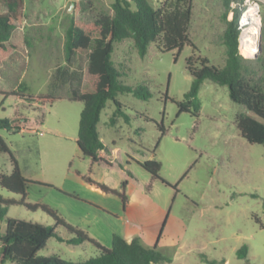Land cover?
I'll use <instances>...</instances> for the list:
<instances>
[{
    "label": "rangeland",
    "instance_id": "374dc122",
    "mask_svg": "<svg viewBox=\"0 0 264 264\" xmlns=\"http://www.w3.org/2000/svg\"><path fill=\"white\" fill-rule=\"evenodd\" d=\"M25 2V18L48 21L44 36L52 50L43 53L31 44L20 83L30 95L61 100L42 104L0 96V119L13 121V129L0 130V136L32 182L24 199L3 188L0 196L13 203L7 218L53 227L62 239H49L38 256L84 262L100 254L98 245L110 248L113 236H119L128 242L138 239L149 249L156 246L170 260L162 264H207L203 258L216 264H264V146L250 144L239 134L235 117L245 107L231 101L226 86L211 80L200 87L198 117L178 114L176 105L185 100L192 83L188 57L225 65L226 21L236 11L240 16L245 0L193 1L188 36L196 50L187 45L179 54L160 52L151 44L141 58L133 39L115 44L112 62L120 81L146 87L150 98L118 94L129 121L117 118L113 125L116 107L106 103L97 126L104 145L97 163L83 157L76 143L84 104L68 99L78 90L86 60L78 57L68 63L64 44L76 5L79 17L91 22L99 14L112 15L114 0ZM148 2L156 9L164 0ZM227 4L230 11L224 17ZM258 4V54L238 52L245 79L264 92V0ZM149 160L161 164L160 180L140 166ZM11 171L9 155L1 154L0 173ZM5 229L0 221V233ZM70 229L87 240L68 243L76 237ZM243 246L247 254L241 258L237 251Z\"/></svg>",
    "mask_w": 264,
    "mask_h": 264
},
{
    "label": "trees",
    "instance_id": "16d2710c",
    "mask_svg": "<svg viewBox=\"0 0 264 264\" xmlns=\"http://www.w3.org/2000/svg\"><path fill=\"white\" fill-rule=\"evenodd\" d=\"M194 0H164L158 8H153L148 0H114L112 15L99 14L95 20L87 22L79 17L76 5L65 36L66 61L82 57L86 60L84 76L79 92L72 91L68 98L72 102H81L84 108L80 114L77 146L83 157L91 163L101 161L99 153L104 145L99 137L97 126L100 115L108 101L113 102L116 109L110 118L113 125L117 118L129 121L118 102V94H132L140 99L150 98L149 90L144 86L131 87L120 81L121 74L112 62L114 46L117 42L133 39L138 55L144 58L151 44H155L160 52L177 51L179 54L184 46L195 45L188 36L193 16ZM24 0H0V83L8 86L5 90L0 84V96H15L29 103L52 104L61 98L49 95L33 96L27 93V87L20 83L26 69L28 41L22 31L25 19ZM230 11L229 5L224 17ZM236 11L223 35L226 61L223 67L211 65L208 58L186 60V69L192 76L189 91L183 102L176 103L178 114L186 112L198 117L201 109L198 94L202 83L211 80L213 83L226 86L232 102L247 110V114H237L236 127L240 136L250 144L264 146V92L260 86L247 81L243 75V59L238 52V21ZM13 121L0 119V130L11 131ZM165 134V130H161ZM8 154L12 164L9 175L0 173V188L10 193L26 197V191L32 182L21 173L16 159L9 151L0 136V155ZM154 180H160L161 164L155 160L140 163ZM105 189V188H103ZM107 190V189H105ZM125 204L126 198L122 197ZM12 202L0 196V221H5L6 229L0 233V264H162L170 260L161 256L156 246L149 249L138 239L127 242L119 236H113L111 247L98 245L100 254L84 262L74 263L57 257L45 258L38 256L48 240L57 238L55 228L45 227L13 218H7L8 206ZM35 208V207H34ZM258 222L257 219H255ZM58 223L61 222L58 220ZM75 238L68 243L79 244L87 240L81 232L73 231ZM247 248L243 246L237 251L239 257H245ZM207 264H216L208 261Z\"/></svg>",
    "mask_w": 264,
    "mask_h": 264
},
{
    "label": "bare ground",
    "instance_id": "6f19581e",
    "mask_svg": "<svg viewBox=\"0 0 264 264\" xmlns=\"http://www.w3.org/2000/svg\"><path fill=\"white\" fill-rule=\"evenodd\" d=\"M260 16L257 7L249 6L241 20L240 49L245 55L254 56L258 54Z\"/></svg>",
    "mask_w": 264,
    "mask_h": 264
},
{
    "label": "crops",
    "instance_id": "0c3cea01",
    "mask_svg": "<svg viewBox=\"0 0 264 264\" xmlns=\"http://www.w3.org/2000/svg\"><path fill=\"white\" fill-rule=\"evenodd\" d=\"M24 2H25V0H24ZM24 14H25V16H26V2H25V8H24ZM48 26V21H44V20H39V19H29V18H25V20H24V25H23V29H24V31L27 33V35H28V40H29V43H28V46H27V48H26V51H27V53H28V57H29V51H30V46H31V44L35 47V48H37V49H41V50H44V52L43 53H45V50H52V48H50L49 46H48V44L46 45V43H45V40H48V38H46L47 36H44V35H47V32L48 31H45V28ZM51 33V32H50ZM33 41H31V40ZM41 54H42V52H41ZM53 54V51H50L49 52V55H52ZM72 61V60H71ZM71 63V62H70ZM26 64H27V66H28V58L26 59ZM26 66V67H27ZM56 70H59V67L56 69ZM23 76V75H22ZM83 76H84V72H83V74H82V77H81V83H80V85H79V87H78V90H75V91H77V92H79L80 91V89H81V85H82V81H83ZM20 100V99H19ZM246 110V109H245ZM248 112H247V110H246V112H242V113H240V114H247ZM99 133V132H98ZM100 137V136H99ZM101 139V138H100ZM102 154H103V151H101L100 153H99V156L100 157H102ZM263 211H264V209H263ZM258 221H260L259 220V218H256ZM128 242V241H127ZM246 254H247V252H246Z\"/></svg>",
    "mask_w": 264,
    "mask_h": 264
},
{
    "label": "built area",
    "instance_id": "2783aa9c",
    "mask_svg": "<svg viewBox=\"0 0 264 264\" xmlns=\"http://www.w3.org/2000/svg\"><path fill=\"white\" fill-rule=\"evenodd\" d=\"M258 1L259 0H245V2H246V9L240 14V16L238 18V21H237V29H238V51H239V47H240V36H241V32H242V29H241V20H242L243 14L247 11V9L249 8V6L254 5V6L257 7V12H258V14L260 16V6L258 4Z\"/></svg>",
    "mask_w": 264,
    "mask_h": 264
},
{
    "label": "water",
    "instance_id": "95a60500",
    "mask_svg": "<svg viewBox=\"0 0 264 264\" xmlns=\"http://www.w3.org/2000/svg\"><path fill=\"white\" fill-rule=\"evenodd\" d=\"M74 5H75V2H72V8L74 7Z\"/></svg>",
    "mask_w": 264,
    "mask_h": 264
}]
</instances>
